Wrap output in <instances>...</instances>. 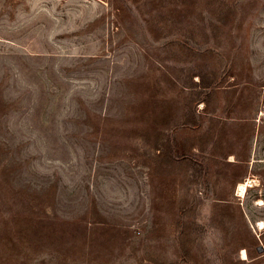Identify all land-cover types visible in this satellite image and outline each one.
I'll list each match as a JSON object with an SVG mask.
<instances>
[{
  "label": "rangeland",
  "instance_id": "obj_1",
  "mask_svg": "<svg viewBox=\"0 0 264 264\" xmlns=\"http://www.w3.org/2000/svg\"><path fill=\"white\" fill-rule=\"evenodd\" d=\"M0 264H264V0H0Z\"/></svg>",
  "mask_w": 264,
  "mask_h": 264
},
{
  "label": "bare ground",
  "instance_id": "obj_2",
  "mask_svg": "<svg viewBox=\"0 0 264 264\" xmlns=\"http://www.w3.org/2000/svg\"><path fill=\"white\" fill-rule=\"evenodd\" d=\"M253 184H252V181L251 179H247L245 180L244 182H240L237 184V188H236V194L239 196V197H244L245 193H246V190L248 187H251ZM254 186V185H253Z\"/></svg>",
  "mask_w": 264,
  "mask_h": 264
},
{
  "label": "trees",
  "instance_id": "obj_3",
  "mask_svg": "<svg viewBox=\"0 0 264 264\" xmlns=\"http://www.w3.org/2000/svg\"><path fill=\"white\" fill-rule=\"evenodd\" d=\"M201 81H199V83H200Z\"/></svg>",
  "mask_w": 264,
  "mask_h": 264
}]
</instances>
